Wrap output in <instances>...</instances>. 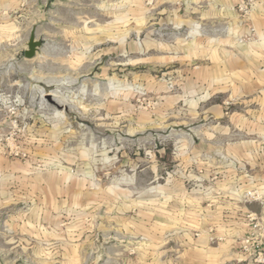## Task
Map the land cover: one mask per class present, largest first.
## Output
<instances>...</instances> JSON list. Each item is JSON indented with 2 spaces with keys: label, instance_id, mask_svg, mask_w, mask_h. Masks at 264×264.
Instances as JSON below:
<instances>
[{
  "label": "rangeland",
  "instance_id": "374dc122",
  "mask_svg": "<svg viewBox=\"0 0 264 264\" xmlns=\"http://www.w3.org/2000/svg\"><path fill=\"white\" fill-rule=\"evenodd\" d=\"M263 21L264 0H0V264H181L179 190L151 187L191 188L190 134L236 131L249 93L207 118L194 75L263 52Z\"/></svg>",
  "mask_w": 264,
  "mask_h": 264
},
{
  "label": "crops",
  "instance_id": "0c3cea01",
  "mask_svg": "<svg viewBox=\"0 0 264 264\" xmlns=\"http://www.w3.org/2000/svg\"><path fill=\"white\" fill-rule=\"evenodd\" d=\"M243 51L230 55L228 63L219 56L209 58L213 65L194 75L205 78L206 88L211 89L203 95L212 99L206 107L207 118L221 121L227 117L222 103L214 100L219 93H249L248 99L241 101L242 107L229 117L236 131L220 125L219 132L190 134L189 141L198 142L193 156L204 167L203 173L189 174L191 188L182 181L151 187L165 191L172 184L179 190V195L166 199L173 201L174 209L161 203L159 209L165 213L160 224H170L167 233L173 231L171 236L178 238L177 260L181 264H256L245 257L241 241L252 224L248 215L264 214V50L259 55L253 47ZM256 189L262 199L244 198L245 192Z\"/></svg>",
  "mask_w": 264,
  "mask_h": 264
},
{
  "label": "built area",
  "instance_id": "2783aa9c",
  "mask_svg": "<svg viewBox=\"0 0 264 264\" xmlns=\"http://www.w3.org/2000/svg\"><path fill=\"white\" fill-rule=\"evenodd\" d=\"M247 200L262 199L259 191L248 190L244 193ZM252 224L242 238V252L246 258H252L256 264H264V214H249Z\"/></svg>",
  "mask_w": 264,
  "mask_h": 264
},
{
  "label": "water",
  "instance_id": "95a60500",
  "mask_svg": "<svg viewBox=\"0 0 264 264\" xmlns=\"http://www.w3.org/2000/svg\"><path fill=\"white\" fill-rule=\"evenodd\" d=\"M41 44H42L41 41L36 38L35 33H32L27 42L28 48L25 50V56L28 58L35 56V54L37 53V50L39 49V47H41ZM48 98L52 100L50 95H48Z\"/></svg>",
  "mask_w": 264,
  "mask_h": 264
}]
</instances>
